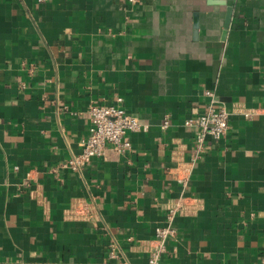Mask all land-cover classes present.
I'll return each instance as SVG.
<instances>
[{
  "label": "crops",
  "instance_id": "0c3cea01",
  "mask_svg": "<svg viewBox=\"0 0 264 264\" xmlns=\"http://www.w3.org/2000/svg\"><path fill=\"white\" fill-rule=\"evenodd\" d=\"M263 70L264 0H0V264H146L171 207L161 264H264ZM117 97L148 127L64 166Z\"/></svg>",
  "mask_w": 264,
  "mask_h": 264
},
{
  "label": "built area",
  "instance_id": "2783aa9c",
  "mask_svg": "<svg viewBox=\"0 0 264 264\" xmlns=\"http://www.w3.org/2000/svg\"><path fill=\"white\" fill-rule=\"evenodd\" d=\"M38 1L45 2L47 0ZM130 1L134 2L135 0ZM205 93L210 99L204 110L184 120L186 126L196 128V142L199 147L203 146L207 137L218 140L224 137L229 129V111L220 104L214 91L206 90ZM88 112L90 115V126L87 136L82 139L81 151L72 155L64 163V166L72 169H78L92 159L102 157L108 144L119 152L129 150L132 147V143L127 138V132L138 131L148 127L137 116L126 111L122 97H117L115 102L108 105L90 104ZM169 122V115H166L162 127H168ZM178 209L179 207H171L166 216V224L156 227L155 238L150 247L146 264H161L162 257L167 252L169 239L176 235V228L172 222ZM110 254L115 256V250L112 249Z\"/></svg>",
  "mask_w": 264,
  "mask_h": 264
},
{
  "label": "water",
  "instance_id": "95a60500",
  "mask_svg": "<svg viewBox=\"0 0 264 264\" xmlns=\"http://www.w3.org/2000/svg\"><path fill=\"white\" fill-rule=\"evenodd\" d=\"M231 18H232V9L229 8V10L227 12L226 20H225V30L223 32V36H225L227 34L229 25L231 23Z\"/></svg>",
  "mask_w": 264,
  "mask_h": 264
}]
</instances>
